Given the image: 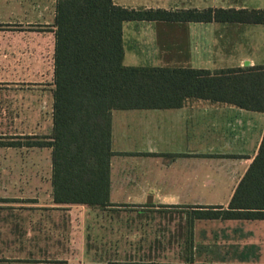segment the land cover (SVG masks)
Listing matches in <instances>:
<instances>
[{
	"label": "crops",
	"instance_id": "crops-1",
	"mask_svg": "<svg viewBox=\"0 0 264 264\" xmlns=\"http://www.w3.org/2000/svg\"><path fill=\"white\" fill-rule=\"evenodd\" d=\"M56 2L7 0L0 2V12H23L28 8L38 14L41 22L50 24L56 17ZM116 3L128 6L124 1ZM49 9L53 10L50 21L44 15ZM160 24L152 20L124 23L127 65L214 70L257 64L244 60L217 65L210 37L213 26L220 23L200 21L185 24L189 54L163 59ZM178 51L183 53L182 48ZM263 134L264 112L208 99L190 98L178 108L113 110L109 204L100 208L58 204L52 192L48 205L53 212L39 208L44 204L37 199L35 213L12 214L3 219L7 225H1L0 232H10L13 226L15 238L14 244H9L13 248H0V257L19 259L9 264H22L23 260L26 264L47 255V263L56 264L51 261L63 259L74 242L71 232L77 230L84 233L80 245L85 254L92 250L87 240L91 235L125 237L129 264H264V218L203 217L197 213L229 207L258 153ZM47 147L52 157V147ZM124 207L127 210L118 212ZM86 221L94 223L92 228L83 227ZM18 234H30L32 243L18 240ZM102 242L95 241L96 252L107 251L108 246Z\"/></svg>",
	"mask_w": 264,
	"mask_h": 264
},
{
	"label": "trees",
	"instance_id": "trees-1",
	"mask_svg": "<svg viewBox=\"0 0 264 264\" xmlns=\"http://www.w3.org/2000/svg\"><path fill=\"white\" fill-rule=\"evenodd\" d=\"M55 16L53 130L50 137L25 144L52 147L55 203L109 204L113 110L178 108L198 98L264 112V63L214 70L127 65L123 38L127 20H152L161 27L199 21L264 24V8L168 9L124 6L115 0H57ZM6 144L23 146L14 140ZM248 166L228 208L197 213L264 218V134Z\"/></svg>",
	"mask_w": 264,
	"mask_h": 264
},
{
	"label": "rangeland",
	"instance_id": "rangeland-1",
	"mask_svg": "<svg viewBox=\"0 0 264 264\" xmlns=\"http://www.w3.org/2000/svg\"><path fill=\"white\" fill-rule=\"evenodd\" d=\"M6 1L0 0L2 3ZM120 1H124L130 7L134 4L135 7L150 6L168 9L208 6L249 8L261 6L264 8V0ZM3 8L7 9V7ZM52 11L49 9L44 14L46 18L49 17V21ZM38 17L36 12H30L28 8L23 12H0V218H2L0 227L7 225L3 219L9 218L12 214L35 213L37 208L34 202L37 199L44 204L39 208H49L47 211L54 209L48 205L52 197L51 148L25 145L29 140L37 141L50 137L53 130V45L55 41L54 35L51 34L53 23L41 22ZM185 26V24L177 23L174 27L172 25L160 27V43L162 44L160 51L163 59H177L181 55L185 57L189 54L190 51H186V47L191 49V46L186 38L188 35ZM212 31L213 36L211 35L210 40L217 65H234L243 63L244 60L264 63V24L223 23L214 25ZM180 48L183 53L178 51ZM12 140L21 142L23 146L6 144ZM127 208L118 209V212L122 213ZM92 224H94L92 221H86L83 227L89 229L92 228ZM12 227L11 233L5 230L0 232V239H3V247L0 246L2 250L11 247L10 243L14 244L15 235ZM71 234L74 240L72 245L76 246L71 245V248L64 253L62 260L51 262L56 264H129L125 237L98 236L96 238L95 235H91L87 240L88 244L92 245L89 247L93 251L85 254L81 251L82 245H80L85 239L84 233L74 230ZM18 236H20L18 240L23 238L25 242L26 239L31 240V243L33 241L30 234L23 237L22 234H18ZM98 240L108 246L107 251L103 252L99 249L96 252L95 241ZM99 244L97 243V246ZM26 246L29 247V245ZM43 247L46 245L44 244ZM47 257V255L40 256L38 262L34 260L26 264H48L47 262L50 261ZM4 259L0 257V261L6 264L11 263L10 261H19V259ZM24 262L23 260L22 264Z\"/></svg>",
	"mask_w": 264,
	"mask_h": 264
},
{
	"label": "water",
	"instance_id": "water-1",
	"mask_svg": "<svg viewBox=\"0 0 264 264\" xmlns=\"http://www.w3.org/2000/svg\"><path fill=\"white\" fill-rule=\"evenodd\" d=\"M247 64H248V62H247ZM151 197V196H150Z\"/></svg>",
	"mask_w": 264,
	"mask_h": 264
}]
</instances>
